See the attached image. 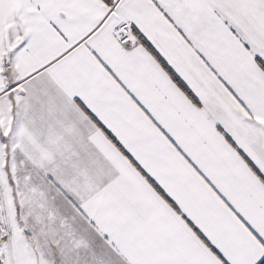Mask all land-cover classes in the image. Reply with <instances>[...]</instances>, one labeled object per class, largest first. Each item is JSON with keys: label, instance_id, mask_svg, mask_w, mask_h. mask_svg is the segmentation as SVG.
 <instances>
[{"label": "snow or ice", "instance_id": "1", "mask_svg": "<svg viewBox=\"0 0 264 264\" xmlns=\"http://www.w3.org/2000/svg\"><path fill=\"white\" fill-rule=\"evenodd\" d=\"M0 264H264V0H0Z\"/></svg>", "mask_w": 264, "mask_h": 264}]
</instances>
